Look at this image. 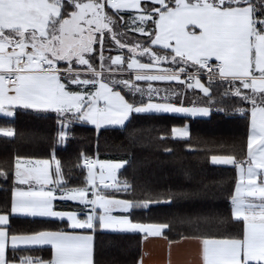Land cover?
Wrapping results in <instances>:
<instances>
[{"label":"snow or ice","instance_id":"6c2138e0","mask_svg":"<svg viewBox=\"0 0 264 264\" xmlns=\"http://www.w3.org/2000/svg\"><path fill=\"white\" fill-rule=\"evenodd\" d=\"M189 93L202 94L200 104L185 106ZM17 109L53 113L58 129L49 159L15 157L18 187L10 213H0V264H94L97 230L159 237L174 223L192 230L180 239L197 242L200 264H264V0H0V116L14 118ZM213 111L249 125L244 158L211 155L213 164L239 173L228 216L190 212L171 222H137L134 209L195 202L200 194L166 187L137 197L134 182L117 179L130 161L82 152L66 173L56 154L78 125L99 132L126 128L133 116L209 117ZM171 133L190 136L187 126ZM15 135L0 128V136ZM73 168L86 171L83 186L70 185ZM0 177L7 179L6 169ZM110 188L127 195L117 199ZM56 200L85 211L56 210ZM10 214L66 219L71 229L91 234H17ZM22 245L49 246L51 256H18Z\"/></svg>","mask_w":264,"mask_h":264},{"label":"trees","instance_id":"16d2710c","mask_svg":"<svg viewBox=\"0 0 264 264\" xmlns=\"http://www.w3.org/2000/svg\"><path fill=\"white\" fill-rule=\"evenodd\" d=\"M157 84V83H156ZM160 84V83H159ZM202 94L189 93L186 105L191 101L200 104ZM230 105L231 101H225ZM53 113H37L17 109L14 118L0 116V128L14 129V137L0 136V168L6 169L8 177H0V213H10L13 192L18 185L14 176L17 155L31 160L49 159L57 137L58 125ZM189 128L187 139H175L173 127ZM248 121L231 112H216L205 118H189L167 114L133 116L126 128H104L99 132L91 125H78L74 136L66 146H56V154L65 164V171L71 167L80 153L89 157L97 155L100 161H130L118 173V180L134 182L136 196L142 190L155 194L166 187H188L199 192L195 202L172 205H152L148 210L134 209L132 217L141 223H163L174 221L177 215L190 212L229 215L230 196L234 194L238 172L234 166L213 164L211 155L234 154L244 158L247 151ZM163 137V139L161 138ZM189 144L191 148H189ZM172 148V153L164 149ZM86 171L73 168L71 186H83ZM117 199L126 197L123 191L108 193ZM131 198V197H128ZM56 210L78 211L83 215V206L70 201H55ZM10 227L17 234H32L41 230L70 231L67 222L18 219L10 214ZM226 228L230 229L231 225ZM168 242L180 241L181 232L191 234L192 230L173 224L171 230H164ZM144 236L136 233L95 232L94 264H139L143 254ZM18 256H51L49 248L20 249Z\"/></svg>","mask_w":264,"mask_h":264},{"label":"crops","instance_id":"0c3cea01","mask_svg":"<svg viewBox=\"0 0 264 264\" xmlns=\"http://www.w3.org/2000/svg\"><path fill=\"white\" fill-rule=\"evenodd\" d=\"M156 83H160V82H156ZM185 106L190 107L192 105L185 104ZM27 110H30V109H27ZM167 115H173V114H167ZM180 117H187V116H180ZM209 117H202V118L208 119ZM175 139H187V138H175ZM32 161H36V160H32ZM219 165H224V164H219ZM238 179H239V173H238ZM259 182L260 181L257 180L258 184ZM20 187H26V186H20ZM70 202H73V201H70ZM54 204H55V201H54ZM115 214L120 215L121 213H115ZM11 217L18 218V219H38V220L60 221L58 219H52V218L30 217V216H22V215H16V214H11ZM60 222H67L69 224V222L66 219ZM69 229H70L69 232H74L75 234H91L90 230H81V229L73 230L70 227ZM102 231L110 232V233H130V232H118V231L114 232L112 230H102ZM138 234H141L144 236L143 254L141 258L143 260V264H200L199 247H198L197 242L194 240H180L175 243H170L167 241V239L163 235L159 237H153L150 235H146L144 233H138ZM94 243H95V235H94ZM94 243H93V261H94ZM34 248H49V246L41 247V246L22 245L20 249H34Z\"/></svg>","mask_w":264,"mask_h":264},{"label":"rangeland","instance_id":"374dc122","mask_svg":"<svg viewBox=\"0 0 264 264\" xmlns=\"http://www.w3.org/2000/svg\"><path fill=\"white\" fill-rule=\"evenodd\" d=\"M132 35H136V36H138V34H132V33H129V36H132ZM114 47H115V45H114ZM113 54H115V53H113ZM157 85H160L159 83H157ZM162 86V85H161ZM196 96V95H195ZM173 115H177V116H184L183 114H173ZM191 118H202V117H191ZM92 126V125H91ZM107 128H120V127H115V126H108ZM102 129H104V128H102ZM94 157H97V155H95ZM227 166H233V165H227ZM122 169V168H121ZM121 169H119L118 171H117V179H118V173H119V171L121 170ZM108 183H112L111 181H108ZM114 191H116L114 188H110L109 190H108V193L109 192H114ZM115 214V213H114ZM115 232V231H114Z\"/></svg>","mask_w":264,"mask_h":264},{"label":"built area","instance_id":"2783aa9c","mask_svg":"<svg viewBox=\"0 0 264 264\" xmlns=\"http://www.w3.org/2000/svg\"><path fill=\"white\" fill-rule=\"evenodd\" d=\"M91 158H93V159H98L97 157H91Z\"/></svg>","mask_w":264,"mask_h":264}]
</instances>
